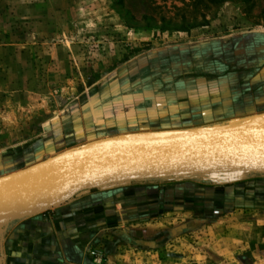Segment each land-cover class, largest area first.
<instances>
[{
	"label": "rangeland",
	"instance_id": "rangeland-1",
	"mask_svg": "<svg viewBox=\"0 0 264 264\" xmlns=\"http://www.w3.org/2000/svg\"><path fill=\"white\" fill-rule=\"evenodd\" d=\"M204 11L208 25L192 28L189 0H0V176L101 140L227 123V117L208 120L210 111L190 107L184 96L201 98V89L212 90L202 79L189 87V72L213 55L229 54L238 58L230 60L231 71L239 72L248 61L245 43L264 37V0H233ZM205 46L211 56L186 64L189 49ZM257 74L264 76V69ZM223 93L211 95L210 105ZM238 101L226 109L237 114L243 108ZM132 188L145 198L144 218L131 222L139 204L126 205L125 199L118 211L114 206L104 212V229L92 249L102 256L100 264L109 260L107 249L117 255L126 247L161 249L163 260L176 264H223L217 255L189 261L191 250L212 247L218 238L219 244L239 247L235 263L242 254L247 264H264V174L181 176L97 191H115L109 201L117 205L120 194ZM189 202L199 206L192 209ZM223 234L241 241L222 242Z\"/></svg>",
	"mask_w": 264,
	"mask_h": 264
},
{
	"label": "water",
	"instance_id": "water-1",
	"mask_svg": "<svg viewBox=\"0 0 264 264\" xmlns=\"http://www.w3.org/2000/svg\"><path fill=\"white\" fill-rule=\"evenodd\" d=\"M264 174V113L208 127L110 138L0 176V264L5 225L75 196L132 181Z\"/></svg>",
	"mask_w": 264,
	"mask_h": 264
},
{
	"label": "crops",
	"instance_id": "crops-1",
	"mask_svg": "<svg viewBox=\"0 0 264 264\" xmlns=\"http://www.w3.org/2000/svg\"><path fill=\"white\" fill-rule=\"evenodd\" d=\"M262 49L263 48L259 51H263ZM207 91L209 90L205 89L202 91L201 98H198V96L194 94L184 97L191 100V102L189 101L190 107L198 106L202 104V102H210L209 99L211 95L213 96V93L210 94ZM214 95H218V93ZM227 95L228 94L225 93L223 96ZM221 100V98L218 100L216 99L218 102ZM251 102L253 105L252 108L255 107L257 103L256 100H251ZM262 105H264V103ZM226 108L227 107L224 108V104L221 103L219 105L216 104L215 106H209L202 111H206L207 113L210 111L211 117L209 115L208 120H221L225 117L230 120L261 112L260 110H257L251 114L245 112L237 113V115L236 113L233 114V109L230 111V109L227 110ZM136 190L138 191V189L135 188L128 191H123L122 189L117 190L119 193L123 191V193L121 192L122 194H120L121 197L118 198L120 202L117 203V205H115V202L109 201L110 195L115 194V191L112 193H103L102 191L96 190L94 192H90L88 195L73 198L67 203L44 211L41 214L5 225L3 228V239L1 242L3 264L102 263L103 258L102 256L101 258L99 257L100 254H98V256L92 255V249L94 250V248H96L95 246L99 243V231L104 229V220L100 219L104 215V212L109 211L110 208L114 210V206H116L118 211V209L122 206L121 203L123 204V199H125L126 205L132 203L139 204L133 206L136 211L132 212V217L129 220L133 223L142 220L145 212L144 208H142L140 204H144L145 198L139 197V195L142 194L140 192H136ZM103 200L107 201L104 206L99 204ZM111 221L113 223H118V217L112 216ZM225 238H228L229 240L232 239L234 243H240L239 241H241L240 237H235L232 234H223V238H221L222 242H224ZM215 240L218 241L215 243H209V239L204 237L199 238L200 242H206L209 243V245L212 244V247H208L212 253L209 252L208 248L204 249V246L200 251L191 250L189 252V261L196 258L204 260L205 257L213 259L216 258L215 255H217L219 259L223 261V264H225L226 261H228V264H247L245 263V260L242 259V254L239 256V261L236 263L235 261H232L233 256L238 255L241 251L238 246H235L234 249H232L225 244H219L220 238ZM217 245L221 246L218 247ZM126 249L127 250H125L124 253L118 252L117 255L115 248L107 249V253L110 257H108L109 260L104 264H116L115 260L117 263L118 261H121V264H176L171 259L163 260L161 249L155 251L128 247H126ZM119 255H122L121 257L126 260H121ZM210 256L212 257L210 258ZM252 263L254 264L255 262ZM256 264L259 263L256 262Z\"/></svg>",
	"mask_w": 264,
	"mask_h": 264
},
{
	"label": "flooded vegetation",
	"instance_id": "flooded-vegetation-1",
	"mask_svg": "<svg viewBox=\"0 0 264 264\" xmlns=\"http://www.w3.org/2000/svg\"><path fill=\"white\" fill-rule=\"evenodd\" d=\"M241 46H244V44ZM245 46H246L245 48L247 49V51L245 53L246 56L244 58H246V60H248V61L247 62L246 61L241 62V65L239 66V69H240L239 72L236 73V72H232L230 70L229 72L222 74L221 71H219L217 68H222L223 70H225L226 69V63L220 62L217 64L218 66H216L215 65L216 63H213L210 61V62H208V64L206 63V64H204V66L202 65L200 67V69L197 71V72H200L201 75L203 74V77H196L194 79H189V87H194L196 81L198 79H202L203 82H207L208 85L211 87L210 89L212 90L213 94L221 93V91L224 92L223 94L228 93L227 96H223V98L221 97L222 102L217 103V105H219L221 103L223 104V101H224V103L225 102L227 103V104H225L226 107H233V106H235V101H238L239 99H242V98H245L248 96V97H250V102H251V100H254V101L256 100L257 103H256L255 107H253V108L251 107L250 109H248L246 111V113L251 114L257 110L264 112V105H262V103H261L262 101H264V76L257 77L259 74L258 73L255 76H253V79L250 80L249 82H247L248 80L245 81L247 76L248 75L250 76L249 71H252L255 68V66H256L255 63L258 60L264 61V37L259 38V39L256 38V40L247 42V44L245 43ZM259 48H263L262 49L263 51L258 52L257 50ZM214 57H216V55ZM253 58H256V60H253ZM234 59L237 60L238 59L237 56H234ZM263 69H264V65L260 68L259 72H261ZM214 72H217V74H218L216 79L207 80L205 76H207L209 74H213ZM195 73H196V71H195ZM204 80H206V81H204ZM197 83H198V81H197ZM210 83H213V84H210ZM250 83H251L252 87L249 86L250 87L249 89H244V86H246V84H250ZM185 84H188V83H185ZM231 86H234L235 89L231 90ZM213 89H217V90H213ZM202 91H204V90L201 89L199 91V95L200 94L202 95ZM181 95L182 94L179 92L176 94L177 102H179L181 99H183V97H181ZM203 100H205V99H203ZM203 100H201V101H203ZM211 101L212 102H209V103L202 102V104H200L198 106H192V109L196 108V109H200V111H202L203 109L211 106L210 104L213 105V100H211ZM254 108H255V110H254ZM208 189H210V188H206V190H208ZM162 205L163 204H161L160 206H162ZM176 205H178V204H176ZM189 206H191L192 209H195L196 206H199V205H197V203L189 202ZM207 206L220 207L221 208V207H224V204L223 203L220 204L218 202L217 203L207 202ZM163 208H164V206H163Z\"/></svg>",
	"mask_w": 264,
	"mask_h": 264
},
{
	"label": "trees",
	"instance_id": "trees-1",
	"mask_svg": "<svg viewBox=\"0 0 264 264\" xmlns=\"http://www.w3.org/2000/svg\"><path fill=\"white\" fill-rule=\"evenodd\" d=\"M228 1H233V0H189V18H190V15L193 16L192 17V20H189V23H192V21L194 23V24L191 25V27L192 28H196V27L207 26L208 23H209V21L206 18V12L204 11V9H208V8L219 9L220 6H222L223 4H225ZM238 1L243 2L245 4L250 3V2H253V0H238ZM201 7H203V8L201 9ZM197 15H200V17L202 18V20L200 22L196 20V16ZM212 45L215 46L216 44H212ZM206 48H208V47H206V46L203 47V50L202 51L200 50L201 52L200 51H195V50L189 49V54H185V55H188V57L185 58L186 64L189 63L191 66H193L195 64V61L197 59H202V57L211 56V54L209 55V54H206L205 53V49ZM194 52H195V54H194ZM228 56H229V58H228L229 60L227 59V56H225L226 59H224L225 57L223 58V56L222 57L219 56V58H218V57H214V55L211 56V59H209V60L211 62H213V63H216L215 64L216 66H218L217 64L220 63V62L221 63H223V62L226 63V69L225 70H223L222 68H217L223 74V73H227V72H229L231 70V68L229 67L232 64V63H230V60L231 61H236L234 59V55H230L229 54ZM177 59H175V60H177ZM209 60H208V62H210ZM172 61L174 62V60H171L170 63L175 68V66H177L178 63H177V61H175V63H176L175 64ZM205 62L206 61H204V63ZM255 64H256L255 68L252 71H249L250 76L248 75L247 78L245 79V81L248 80L247 82H249L250 80L253 79V74L256 75L257 72L260 71V68L264 65V61L258 60ZM195 68L196 67L192 68V71H190L189 78L188 79H194L196 77H203V74L201 75L200 72H197L200 68L197 69V70H195ZM175 70H176V68H175ZM195 71H196V73H195ZM150 72H154V70L153 69H150ZM214 73L205 76L206 79L207 80L216 79V77L218 76V74H217V72H214ZM239 102L242 105L241 107H243L242 109H238L237 108ZM236 106H237L236 108L238 109L237 110V113H245L253 105H252V102L250 103V97L247 96L245 98H242L240 101H238V103H236ZM194 109H196V108H194ZM197 110H199V109H197ZM94 191H96V190H94Z\"/></svg>",
	"mask_w": 264,
	"mask_h": 264
},
{
	"label": "built area",
	"instance_id": "built-area-1",
	"mask_svg": "<svg viewBox=\"0 0 264 264\" xmlns=\"http://www.w3.org/2000/svg\"><path fill=\"white\" fill-rule=\"evenodd\" d=\"M98 254H99V252H97V251H93V252H92V255H93V256H98ZM99 257L101 258V256H99Z\"/></svg>",
	"mask_w": 264,
	"mask_h": 264
}]
</instances>
